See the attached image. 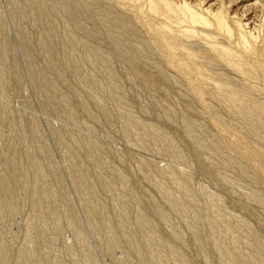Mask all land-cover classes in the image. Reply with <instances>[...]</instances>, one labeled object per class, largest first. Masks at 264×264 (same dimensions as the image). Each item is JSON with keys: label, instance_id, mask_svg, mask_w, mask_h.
<instances>
[{"label": "rangeland", "instance_id": "obj_1", "mask_svg": "<svg viewBox=\"0 0 264 264\" xmlns=\"http://www.w3.org/2000/svg\"><path fill=\"white\" fill-rule=\"evenodd\" d=\"M19 1L0 0V264H264V130L217 88L264 106V0H166L209 19L171 24L197 28L187 72L159 0H91L115 30L75 8L27 35ZM243 37L246 78L209 52Z\"/></svg>", "mask_w": 264, "mask_h": 264}, {"label": "bare ground", "instance_id": "obj_2", "mask_svg": "<svg viewBox=\"0 0 264 264\" xmlns=\"http://www.w3.org/2000/svg\"><path fill=\"white\" fill-rule=\"evenodd\" d=\"M14 1H17V0H14ZM52 1V2H51ZM49 0L46 2V0H20L19 2H16L18 4H21V7L19 9V13L17 14H20L21 16V19H19L18 21H20V24H18V26L20 27V31H21V35H25L27 33V30H31L33 28H35L36 26L38 28H43V26L46 24V26L48 24H50L53 19L57 20V18L61 15L66 14H69V10H71V13L72 14H76L75 13V8H77L76 10H80L79 13L82 11L84 12L83 14L86 15L89 14V16L93 15V17H88L87 15V18H100V16L102 17L101 18V21L100 22H105L103 24V26H106L107 25H111V24H116L117 23V17H111L112 15L110 14V11H108V13H104L102 11L101 12H97V10H92L91 7V0ZM118 2L121 1V3L125 1V3L128 1L126 0H117ZM207 1V0H206ZM247 1H250V0H239V3L241 4H244L246 3ZM48 2H51L48 3ZM54 2V4H53ZM17 5V4H16ZM212 5V4H210ZM20 6V5H19ZM93 6V5H92ZM212 7V6H211ZM97 8V7H96ZM95 8V9H96ZM249 8V7H248ZM103 9V8H102ZM108 9V8H107ZM150 11L152 12V14H157V15H161L162 16H165L166 19L168 20V23H169V27L167 25V23L165 24L166 25V28L164 27V25L162 26L163 28L159 27V29H156L158 31L157 32V35L159 36V39L161 40V43H162V47L166 48L167 52H168V63L172 65V67L174 66V69L175 67L177 69H180L181 71H186L187 70H193L191 69V66L189 67L188 65V62L185 60V59H188V60H194L198 58L199 56V53L198 52H189V51H186V46H188V44L186 45V41L185 39L188 37H196V35L198 34L197 32V28L196 29H187V30H182V31H179L181 33H179V35L176 36V38H173V33L174 31L176 30H173V28L171 27V24L175 23L176 25H180L182 24V22H188L189 24H191V26H194V27H197V25H202V26H206L208 23H209V19L207 20L206 18H203L201 17L200 15L196 14L195 12H193L192 10H190V8L188 7L187 4H182L180 6H174L173 4H171L170 2L166 1V0H159V1H155L151 4V6L149 7ZM244 10H247L244 9ZM74 11V12H72ZM92 11L94 13H92ZM98 11H100L98 9ZM249 11V10H248ZM18 12V10H17ZM77 12V11H76ZM106 12V11H105ZM78 13V12H77ZM91 13V14H90ZM115 14V13H114ZM80 15H82V13H80ZM77 16V15H76ZM216 20V23H217V27H219L218 29H222L228 33H230L229 31L230 28L227 24V21H226V17L218 12V13H214L212 15ZM80 17V16H78ZM71 18V17H70ZM60 19V18H59ZM94 19H88L90 21V23L93 24V21L96 23H99V22H96ZM254 19V18H253ZM28 20L31 21V24L33 28L30 29V27H27L28 25H26L27 23L29 24ZM124 20V19H123ZM92 21V22H91ZM120 21V20H118ZM64 22V21H62ZM122 22V21H121ZM124 22V21H123ZM56 23V22H55ZM120 24V22H118ZM117 23V24H118ZM65 24V23H64ZM102 25V23H99ZM249 24V23H248ZM1 25V24H0ZM125 26V24L122 23L121 26ZM209 25V24H208ZM211 25V24H210ZM241 25V24H240ZM64 26V25H63ZM62 26V27H63ZM78 26V25H77ZM94 26V25H93ZM112 28L116 25H111ZM118 26V25H117ZM120 25L118 26V28L121 27ZM150 26V25H149ZM48 27V26H47ZM47 27H44L45 29ZM61 27V28H62ZM99 27V26H98ZM81 28V27H80ZM108 28V27H107ZM110 30L112 29L110 26H109ZM108 28V30H109ZM117 28V27H116ZM115 27L113 28L114 30L116 29ZM126 28V26H125ZM153 28V27H152ZM161 28V29H160ZM57 29V28H56ZM55 29V30H56ZM94 29V28H93ZM50 30V29H49ZM65 29L63 28V31ZM125 30V29H124ZM57 31V30H56ZM60 31V30H59ZM69 31V30H68ZM106 31V30H105ZM47 32V31H46ZM50 32V31H49ZM89 32V31H88ZM100 32V31H99ZM111 32V31H110ZM97 33V32H96ZM226 33V34H228ZM233 33V32H232ZM89 34V33H88ZM112 34V33H111ZM231 34V33H230ZM27 35V34H26ZM47 35L49 37V34L46 33V38H47ZM52 35V34H51ZM96 35V34H95ZM107 35V34H106ZM199 35V34H198ZM207 35L206 38H209L208 35L210 34H205ZM29 37V36H28ZM53 37V36H52ZM194 37V38H195ZM203 37H204V34H203ZM44 38V40L41 39V41H35V44L39 47H45L46 46V50L48 48L47 44L50 46L51 44V41L48 40L49 38L51 39V37L49 38ZM56 39V38H55ZM190 39V38H189ZM193 39V38H192ZM211 39V38H210ZM40 40V39H39ZM52 40V39H51ZM57 40V39H56ZM242 40V48L244 50V52H242V54H238V52H234L228 48H226L225 46H222V45H219V44H216L214 42V44H211V48L209 49V52H211V54L213 53V57L216 56V59L218 58V60L220 59L222 63H226V65L229 67L231 66L235 71H237L238 73L243 74V76L245 75L246 77L248 75H250V73L252 72L251 68L248 66L249 64L246 65V63L248 62H242V57H251V56H255L257 54V51L254 47H251L247 45V39L245 37L241 38ZM33 42V41H32ZM50 42V44H49ZM69 42V41H68ZM31 43V42H29ZM34 43V42H33ZM160 43V44H161ZM190 43V42H188ZM30 45V44H29ZM34 45V44H33ZM45 45V46H44ZM82 45V44H81ZM256 46V45H255ZM228 47V46H227ZM199 48V47H198ZM51 49V48H50ZM49 49V50H50ZM203 49V48H202ZM45 50V48L43 49ZM45 50V51H46ZM52 50V49H51ZM183 51L182 54H180L179 52ZM211 50V51H210ZM164 51V50H163ZM259 54V53H258ZM101 55V54H100ZM118 55V54H117ZM145 55V54H144ZM182 56L181 60H179V58ZM96 56V55H95ZM94 56V58H95ZM99 56V55H98ZM180 56V57H179ZM240 56H242L240 58ZM179 57V58H178ZM98 58V57H97ZM101 60V58H98ZM246 59V58H244ZM251 59V58H250ZM92 60V59H91ZM247 60V59H246ZM245 60V61H246ZM258 60V59H257ZM193 61V62H194ZM259 64L260 66L264 69V57L262 59H259ZM98 62V61H96ZM259 69V68H258ZM196 70V69H194ZM201 70H199V68L196 70V72H200ZM192 72V71H191ZM254 72V71H253ZM189 74V73H188ZM201 74V73H200ZM199 74V75H200ZM202 76V75H200ZM199 76V78H200ZM244 76V77H245ZM196 77V76H195ZM203 77V76H202ZM245 77V78H246ZM198 78V77H197ZM201 80H197L196 81V84H195V89L197 91H199L200 93H203V88H202V85H201ZM204 81V80H203ZM189 83V82H188ZM203 83V82H202ZM220 85V84H219ZM216 86V85H214ZM224 86V85H223ZM223 86H217V88L219 89L218 91L222 90L224 91L225 93H227L226 95L228 96V99L227 102H229L230 106H233L235 109L238 110V113L240 112L241 114H243L242 116H244V120H246V122L253 126L254 128H257V129H262L264 130V106L261 105V104H258V103H254L252 101H244L242 96H240L237 92H232V91H229V89H227L226 87H223ZM231 88V87H230ZM253 88V87H252ZM193 89V88H192ZM191 89V90H192ZM216 89V87H215ZM217 91V90H216ZM199 93V94H200ZM198 94V95H199ZM244 94V93H243ZM242 94V95H243ZM203 96V95H202ZM216 98V97H215ZM220 98V97H219ZM232 110V109H231ZM237 112V111H236ZM237 114V113H236ZM241 116V117H242ZM243 119V118H242ZM245 122V121H244ZM248 126V125H247ZM242 147V146H241ZM238 149V148H237ZM238 154V153H237ZM239 154L241 156H244L246 158H248L247 154H246V151L241 149L239 150ZM250 157V156H249ZM226 222V221H225ZM260 252V251H259Z\"/></svg>", "mask_w": 264, "mask_h": 264}]
</instances>
